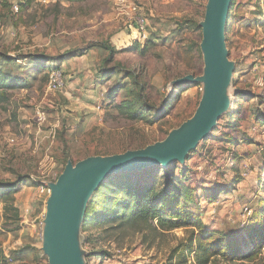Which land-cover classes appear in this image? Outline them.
Returning <instances> with one entry per match:
<instances>
[{
  "label": "rangeland",
  "instance_id": "rangeland-1",
  "mask_svg": "<svg viewBox=\"0 0 264 264\" xmlns=\"http://www.w3.org/2000/svg\"><path fill=\"white\" fill-rule=\"evenodd\" d=\"M114 1L39 0L22 9L23 0H0V51L9 57H0V72L28 78L27 87L8 90L9 99L0 102V264H50L43 233L48 187L68 166L91 156L125 153L165 140L191 119L205 93L202 83H172L205 74L201 24L208 0H128L146 13L144 34L128 26ZM231 3L225 29L233 65L228 108L183 162H172V168L157 165L154 171L162 184L169 172L175 173L192 197L191 202L182 200V208L201 217L208 229L235 235L249 225L264 198V0ZM121 35L129 39V50ZM152 36L158 37L157 43L146 55L138 53L133 46L148 48ZM101 41L120 48L111 63L119 71L116 81L95 78L105 69L101 63L107 54L101 49L61 65L64 85L58 91L49 90L44 72L29 70L38 61L29 66L25 57L42 55L43 62L55 57L57 64L66 50ZM128 71L129 77L123 78ZM92 84L95 88L89 89ZM118 84L126 91H115ZM142 86L143 96L137 99L134 93ZM121 104L131 105L129 113L119 109ZM152 106L156 109L150 111ZM140 172L117 178H137ZM102 184L90 189L75 211V249L82 264L193 263V256L180 262L173 250L187 243L191 228L165 231L154 222L141 229L109 228L113 223L93 221L87 209ZM209 264H264V252L253 261L219 256Z\"/></svg>",
  "mask_w": 264,
  "mask_h": 264
},
{
  "label": "trees",
  "instance_id": "trees-1",
  "mask_svg": "<svg viewBox=\"0 0 264 264\" xmlns=\"http://www.w3.org/2000/svg\"><path fill=\"white\" fill-rule=\"evenodd\" d=\"M69 1L72 3H84L87 0ZM25 6L26 3L21 5V8L23 9ZM90 46H93V44ZM103 47L109 51L107 57L102 62L105 68L102 71L103 76L106 79L115 77L116 81V76L118 77L119 71L115 66H111V63L114 61V55L117 49L108 42L104 43ZM133 47L141 55L147 52L142 50L141 46L138 44ZM83 54L84 52L78 49L69 51L60 57L61 60L59 59L57 64L55 63V58H50V62H48L49 59L47 58L49 57H46V61L43 62L38 60L36 56H29V66L38 61V64L34 67H29V70H32V72H44L49 80L53 68H61V62L64 61L66 57ZM0 57L9 59L3 51H0ZM129 73L130 71H128L127 76L123 78H128ZM135 78L138 79V77ZM119 79L117 81H119ZM27 83V75H20L19 73L13 75L7 72L2 74L0 72V102H5L9 99L8 90L19 87L25 88L28 86ZM136 83L139 82L136 81ZM113 87L115 91H126L127 89L119 84ZM113 87L110 88L107 94L108 99L111 97L110 91L114 89ZM144 89L145 88L142 86L134 93L137 99L143 96ZM166 101H168V99L165 100V103ZM124 105H119V109L125 114L129 113L131 105ZM141 106H143V104H141ZM153 107L154 106L150 108V111L156 109ZM160 109L162 108L159 107L158 110ZM134 117H139V114L134 113ZM233 140L236 143L240 142L235 137ZM247 143H249L248 140ZM130 148L131 145L125 150ZM171 164H169L168 167H170ZM154 167H157V165L138 170L142 172L138 175L136 174L137 178H135V176H130L127 179H118L117 177L123 173L129 175L130 173H136L138 171L121 172L110 176L108 178L110 181L102 184V186L97 189V194L93 197L88 206V216H92L91 219L100 225L113 223L109 228L131 225L141 229L143 225L152 222L157 223V227L165 231H172L177 228H191L192 234L187 243L181 244L173 249L179 254L180 262L191 261V256H193L192 264H209L213 259L219 256H222L228 261H233L235 259L253 261L264 252V198L261 199L258 210L255 211L249 225L246 226L241 233L233 235L224 233L220 230H210L206 227L201 217L182 208V200L185 199L191 202L192 197H190V190L187 187L177 183L175 173L173 171L169 172L165 176L167 179L166 182L162 184L157 180ZM262 167L264 168V150ZM182 173L184 174V170H182Z\"/></svg>",
  "mask_w": 264,
  "mask_h": 264
},
{
  "label": "water",
  "instance_id": "water-1",
  "mask_svg": "<svg viewBox=\"0 0 264 264\" xmlns=\"http://www.w3.org/2000/svg\"><path fill=\"white\" fill-rule=\"evenodd\" d=\"M231 0H208L201 42L205 58V74L190 75L174 84L202 83L205 93L195 114L163 141L143 149L109 156H91L68 166L58 181L49 186L48 212L45 220V251L50 264H82L75 249V211L84 195L97 188L110 176L138 171L173 161L183 162L197 144L205 139L227 110V84L233 65L225 45L226 21Z\"/></svg>",
  "mask_w": 264,
  "mask_h": 264
},
{
  "label": "built area",
  "instance_id": "built-area-1",
  "mask_svg": "<svg viewBox=\"0 0 264 264\" xmlns=\"http://www.w3.org/2000/svg\"><path fill=\"white\" fill-rule=\"evenodd\" d=\"M47 1V0H42ZM69 1V0H67ZM114 5L116 6L117 10L121 15H125L127 17V22L129 23L128 26L137 29L140 31L141 34L146 33V25H147V16L146 13L138 6L133 5V3L129 2L128 0H115ZM19 10L18 7H15ZM64 85V74L61 69L53 68L52 72L50 73V77L48 80V88L49 90L58 91ZM40 114V119L44 118V113ZM45 190L43 189L42 192ZM46 192H50V188L46 190Z\"/></svg>",
  "mask_w": 264,
  "mask_h": 264
},
{
  "label": "crops",
  "instance_id": "crops-1",
  "mask_svg": "<svg viewBox=\"0 0 264 264\" xmlns=\"http://www.w3.org/2000/svg\"><path fill=\"white\" fill-rule=\"evenodd\" d=\"M34 2H39V0H23V2L22 3H20L19 5L21 6V5H23L24 3H26V6L25 7H28V6H31V4H33ZM68 2H70V1H68ZM72 3V2H71ZM14 7V6H13ZM63 7V6H62ZM65 8V7H64ZM14 9H16V8H14ZM17 10V9H16ZM59 10V9H58ZM19 11V10H18ZM137 30H135V32H136ZM140 34V33H139ZM147 35V34H146ZM119 37H121V39H122V41H121V43L123 42V43H128L129 42V39H123V37H122V35L121 36H119ZM130 38V37H129ZM131 38H132V36H131ZM157 41H158V37H156V36H152V37H149L148 38V48H146V49H143L144 51H147L144 55H146L147 53H148V51H149V49L151 48V46L150 45H153V44H155V43H157ZM108 43H111V42H109V41H107ZM107 42H104V41H101V42H97L96 44L95 43H92L93 44V46H90V45H88L86 48H81L80 50H82V52H84V54L83 55H75V56H70V57H66V59L64 60V61H62L61 63V65H63V66H68V64H66V63H68V62H70L72 59H85V58H88L89 56H92L93 55V50H96V49H101V50H103L104 52H106V54L108 55V53H109V51L108 50H106V48L105 47H103V45H104V43H107ZM112 44V43H111ZM114 47H116L114 44H112ZM132 46V45H131ZM124 47H126V49L127 50H129L131 47H130V45H129V43L127 44V45H125ZM116 49H117V52L115 53V55H114V61H115V58H116V56H117V54L119 53V47L117 48L116 47ZM74 50H77V49H74ZM69 51H72V49L71 50H66V52L65 53H63L62 55H65L66 53H68ZM92 51V52H91ZM91 52V53H90ZM95 52V51H94ZM62 55H59V59L61 60V58L60 57H62ZM26 57V59L27 58H29V56H25ZM36 57L38 58V60H40V61H42L43 60V57L44 56H42V55H37L36 54ZM107 57V56H106ZM106 57H104V59L106 58ZM52 58H55V57H52ZM22 59V58H21ZM24 59V58H23ZM56 59V58H55ZM58 59V58H57ZM103 59V60H104ZM103 60H102V62H103ZM79 61V60H78ZM113 62V61H112ZM101 66H103L102 65V63H101ZM103 70H99V71H97V76H95V78L97 77L98 79V81H101V82H105L107 79L103 76V72H102ZM96 75V74H95ZM93 85V86H92ZM92 85H87V86H89L88 88L90 89V88H95L94 86V84H92ZM105 86H104V84H103V88H104ZM84 91H85V89H84ZM83 100H84V98H83ZM92 102V101H91Z\"/></svg>",
  "mask_w": 264,
  "mask_h": 264
}]
</instances>
